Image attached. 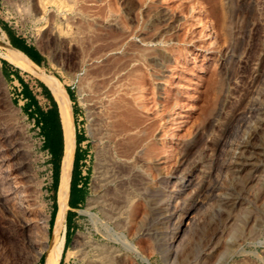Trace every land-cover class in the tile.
<instances>
[{"label":"rangeland","instance_id":"1","mask_svg":"<svg viewBox=\"0 0 264 264\" xmlns=\"http://www.w3.org/2000/svg\"><path fill=\"white\" fill-rule=\"evenodd\" d=\"M1 23L38 51L35 65L71 94L74 130L82 139L76 178L79 186L84 177L85 185L82 202L66 209L71 214L60 264H92L94 253H102L106 264H264V0H0V126L8 132L4 142L0 139L4 167L26 204L40 208L48 220L60 180L54 194L43 117L37 111L31 126L2 72L1 54L12 46ZM116 101L126 113L124 129L149 137L153 151L132 159L134 172L117 174L115 191L108 192L117 220L93 224L87 210L97 193L95 149L102 145L90 134L98 130L91 115L100 105L103 114L113 111ZM39 105L50 103L45 97ZM6 140L14 143V154ZM236 146H245L260 165L261 180L246 186L251 168L235 172ZM181 152L186 156L180 170L191 171L194 184L177 201L183 210L192 202L195 207L171 252L173 220L153 204L163 200V182L169 181L163 177L174 175ZM93 226L104 230L109 244L102 241L97 251L87 242L74 245L75 236ZM19 228L0 206V264H40Z\"/></svg>","mask_w":264,"mask_h":264},{"label":"bare ground","instance_id":"2","mask_svg":"<svg viewBox=\"0 0 264 264\" xmlns=\"http://www.w3.org/2000/svg\"><path fill=\"white\" fill-rule=\"evenodd\" d=\"M206 32H207V37L214 39V36L212 35V33L209 32V30H207ZM1 57L13 67L41 81L44 84V86L48 88V90L50 91L51 96L57 108L59 123L62 132L63 152H62V161H61V177L59 179L60 183H59V190L57 193V201H56L57 210L50 233L49 230H47V216H45V214L41 211L40 208L37 207L34 208V206L26 204V199L21 196V192L20 191L18 192L16 188L12 186L11 174L4 167L5 154H3V148L1 147V145H0V206L6 216L13 217L14 220L16 219L18 221L22 241L24 242V244H26V246H29L37 250L36 253L37 260L40 256L43 255L42 257L43 264H59L58 262L61 257V252L64 246L63 245L64 236H65L64 232L66 230L65 212L66 209L68 208L67 207V198L69 192L68 185L70 183L69 178H70L71 165L73 164L72 159H73L74 146H75V139H74L75 130H74L73 117H72L71 102L63 86L56 79L47 75L41 68H38L26 55H24L19 50L7 46L6 52L1 54ZM119 101L113 102L111 104V106H113L112 107L113 111L107 114H103L104 111L103 110L99 111V109L100 108L103 109L104 106L100 105L93 108V110L98 109V111L94 113L93 116L91 115L92 118L91 120L95 122V126H97L98 130H96L95 133L91 132L90 134L92 135V138L94 139L95 142H97L98 145H102L100 149L97 150V147L95 149L96 163L94 166L95 169L94 189L96 190L97 193L94 200H91L90 204L88 205L89 207L87 210V213L89 212L88 214L93 224L94 222L101 224V222L117 220V215H116L117 212H115V210L113 209V204H112L113 200L110 201L109 200L110 197L108 198L109 195L108 192L112 189H113L112 190L113 193L115 191L113 186L115 182H117L118 179L117 174L121 172L122 173L123 172L129 173L130 171L134 172L135 168L132 165V159L135 157L137 159L140 158L145 159V156L146 157L150 156V154L153 151L149 137L143 135L135 136L136 134L135 135L132 133L130 134L128 130L124 129L123 122L125 120L126 113L123 112L124 111L123 109H121V105L119 104L120 103ZM126 104L127 103H125V105ZM1 129H3L2 126H0V139L3 141L5 139V136L8 134V132L6 133V135H4ZM137 131L139 133L138 129ZM6 142H7L6 149H8V151L14 154L15 153L14 143L8 140H6ZM193 145L194 143L191 144L190 149H193L194 147ZM225 145H226V141H223L220 147H218L216 151L217 155L220 153L221 148ZM236 147L238 150L235 149L232 152V157H233L232 163H233V167H235V172L241 173L244 171L246 167L249 166L251 168V172L246 182V186L259 181L261 177L256 175V172L259 169L260 165L255 163L253 157L247 156L245 150H242L245 148V146H236ZM185 156L186 153L184 152L183 153L181 152V154H179V159H178L179 164L175 167L173 176L172 174H169V176L163 177V178H167V180L169 179V181L163 182L165 183L164 193H163L164 198L158 204L156 205L153 204L156 210L163 209L165 212L167 211L165 215L166 220L169 221L173 220L171 225H174V230H172L171 234L169 235L170 242L168 243L167 246L168 250L170 251L174 248V244L178 241V237L180 236V232H181V225L182 223H184L183 221H186V218H188L189 215V211L195 207V202H192L187 209L183 210L180 204L178 203L179 201H177V198L183 192V190L191 187L194 184V176L192 175L191 171L184 172L180 170V166L184 164ZM260 156L262 157L263 155ZM218 160L219 158L216 156L210 162L211 171L213 170L214 166L218 164ZM168 183L170 184L169 186H167ZM110 195L112 196V194ZM91 208H95L96 210L95 213L92 212H91L92 214L90 213ZM180 213H184L185 218H180L181 216ZM188 220L189 219H187V221L185 222L186 224H188L189 222ZM232 220L235 221L236 219L233 218L232 216ZM233 225L234 222L231 225V228L234 230V228L237 225L236 223H235V227ZM232 229H230V231ZM236 229L237 228H235V230ZM102 230L100 228L94 227L93 231H87L86 233L84 232L78 233L75 236L74 245L75 244L82 245V243L87 242L92 249H95L97 251L100 247L99 244L102 241H105V245H108L110 242V238L106 233H104V230L103 231ZM230 231L229 234L231 233L232 235L234 231L233 232ZM36 233H38L37 237H36ZM97 235L100 237V239L96 238ZM36 238H38V243H39L38 246L35 245ZM128 248H130V245ZM79 256L83 259L84 252L80 251ZM205 256H207V254H205ZM105 262L106 260L105 257L102 256V253L101 254L94 253L93 259H91L90 261V263L92 264H106Z\"/></svg>","mask_w":264,"mask_h":264},{"label":"trees","instance_id":"3","mask_svg":"<svg viewBox=\"0 0 264 264\" xmlns=\"http://www.w3.org/2000/svg\"><path fill=\"white\" fill-rule=\"evenodd\" d=\"M2 24V23H1ZM3 25V24H2ZM3 31L5 32L9 44L22 52L24 55H26L34 64L39 66V59L40 55L38 51L31 45H28L25 43L24 39L18 35H14L8 28H6L3 25ZM2 63H5L4 60H1ZM39 86L44 90L45 97L50 103V106L47 110L44 112L39 111L40 115L43 117V131L45 133V146L49 149L50 154L52 155V164H53V172H52V180L51 185L53 188L54 194L57 192V187L59 183V171H60V165L62 161V152H63V141H62V132L61 127L59 123L57 108L54 100H52V96H50L48 90L46 87L41 83L38 82ZM65 91L67 93L68 98L71 100V94L69 91V88L65 87ZM72 109V117H73V123H74V110ZM74 139H75V146H74V153H73V159H72V165H71V171H70V178H69V185H68V198H67V206L69 208H75L76 205L79 202H82L84 198V177L83 181L80 182L79 186L77 184L78 179L76 178L78 176L77 172V163L80 160V154L78 153V144L80 143L81 136H79L74 131ZM56 199L54 202V195H53V202L51 206V211L49 213V217L47 220V230H49V233L51 231V228L53 226L55 214H56ZM71 212L70 210H66L65 212V236H64V246L61 252V257L59 259V264L61 263V258L65 254V243L68 235L69 230V216ZM49 226V227H48ZM39 263H42V256L39 257Z\"/></svg>","mask_w":264,"mask_h":264},{"label":"crops","instance_id":"4","mask_svg":"<svg viewBox=\"0 0 264 264\" xmlns=\"http://www.w3.org/2000/svg\"><path fill=\"white\" fill-rule=\"evenodd\" d=\"M1 67L5 78L12 85L13 97L24 114L31 118L37 111L48 109V105L45 107L39 105V99L45 100L44 90L39 85L25 78L7 62L3 63ZM68 209L71 208L68 207Z\"/></svg>","mask_w":264,"mask_h":264},{"label":"built area","instance_id":"5","mask_svg":"<svg viewBox=\"0 0 264 264\" xmlns=\"http://www.w3.org/2000/svg\"><path fill=\"white\" fill-rule=\"evenodd\" d=\"M30 119L32 121L31 126H33L34 119L33 118H30ZM39 125H40V122H37V124L35 125V130H36L37 133H39ZM37 136H38L37 137V145L41 146L42 143H43V136L40 133Z\"/></svg>","mask_w":264,"mask_h":264},{"label":"water","instance_id":"6","mask_svg":"<svg viewBox=\"0 0 264 264\" xmlns=\"http://www.w3.org/2000/svg\"><path fill=\"white\" fill-rule=\"evenodd\" d=\"M47 90H48V88H46ZM48 92H49V94H50V96H51V93H50V91L48 90ZM53 100V99H52ZM146 262V261H145Z\"/></svg>","mask_w":264,"mask_h":264}]
</instances>
